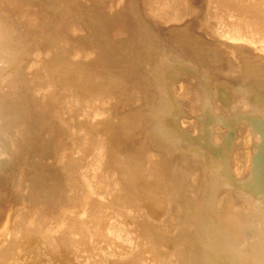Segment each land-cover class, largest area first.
<instances>
[{
	"label": "bare ground",
	"instance_id": "obj_1",
	"mask_svg": "<svg viewBox=\"0 0 264 264\" xmlns=\"http://www.w3.org/2000/svg\"><path fill=\"white\" fill-rule=\"evenodd\" d=\"M0 264H264V0H0Z\"/></svg>",
	"mask_w": 264,
	"mask_h": 264
}]
</instances>
